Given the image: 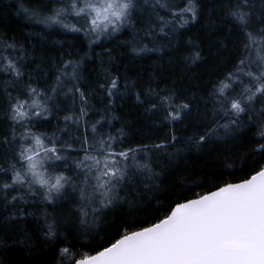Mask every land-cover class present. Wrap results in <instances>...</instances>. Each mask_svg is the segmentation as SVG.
I'll return each mask as SVG.
<instances>
[{
  "label": "snow or ice",
  "instance_id": "snow-or-ice-1",
  "mask_svg": "<svg viewBox=\"0 0 264 264\" xmlns=\"http://www.w3.org/2000/svg\"><path fill=\"white\" fill-rule=\"evenodd\" d=\"M145 5L160 21L161 33L169 25L173 30L185 27L197 20L200 11L195 0H186L183 6L169 0H145ZM136 7L135 0H34L27 5L22 2L20 13L35 23L98 39L129 25ZM214 10L223 14L221 20L228 34L235 35L238 51L232 68L212 83L209 100L201 96L197 101L195 93L185 97L179 88L151 83L136 93L137 101L147 105L145 112L158 115L160 124L174 129L187 119L193 130L206 128L203 135L183 141L197 150L213 137L219 138L221 130L230 135L245 125L255 127L264 140V0H219ZM153 31L149 26V34ZM25 59L24 45L6 35L0 38V73L10 77L3 81L4 115L10 123L0 132V147L7 150L0 161V227L15 228L13 245L32 253L63 239L67 246L60 249L58 264H264V164L238 182H213L215 177L200 172L202 179L192 183L207 186L205 192L193 198H186V192L174 193L175 201L157 209L163 215L154 213L137 223L132 210L159 191L164 161H176L185 150L177 146L180 138L173 131L159 143L133 147L124 145L123 128L113 135L102 131L104 123L98 121L99 128L92 127L94 140L77 137L80 146L76 148L72 141L35 130L36 122L50 113L48 101L63 90L64 81L78 78L79 65L70 60L58 69L50 95L30 80L22 83ZM198 59L199 52L192 57L193 62ZM9 86L19 87L17 95ZM99 87L111 98L125 95L137 84L125 79L121 93L120 78L106 73ZM70 93H79L81 108L78 114L65 115L64 121L78 125L88 100L75 83L65 95ZM209 101L214 118L210 128L209 122H199L200 104L207 107ZM257 143L253 154L264 156V143ZM70 152L76 156L67 155ZM58 203L66 204V211L53 216L47 208ZM37 205H43V210H29ZM109 214L116 231L106 234L107 239L101 237L103 242L88 252L73 251L67 235L71 227L79 235L92 236ZM29 217L36 221L35 238L23 223ZM0 246H9L3 237Z\"/></svg>",
  "mask_w": 264,
  "mask_h": 264
},
{
  "label": "trees",
  "instance_id": "trees-1",
  "mask_svg": "<svg viewBox=\"0 0 264 264\" xmlns=\"http://www.w3.org/2000/svg\"><path fill=\"white\" fill-rule=\"evenodd\" d=\"M22 2L27 5L34 0H0V38L6 35L26 48V59L22 62L25 73L22 83L30 80L34 87L49 91L51 95L50 89L55 85L58 69L70 60L79 65L76 70L78 78L72 80L69 77L64 81L63 90L48 101L50 113L36 122L35 130L72 141L76 148L80 146L77 137L82 139L87 135L90 140H94L92 127L97 125L99 128L98 121L104 123L102 131L113 135L123 128L127 133L123 138L124 145L133 147L159 143L170 137L173 131L180 138L181 143L177 146L185 150L176 161H164V171L158 181L159 191L132 210L137 223L150 218L154 213L163 215L162 211L157 213V209L169 201H175L174 193L186 192V198H193L196 194L205 192L207 186L201 188L192 183L202 179L198 174L200 172L215 177L213 182H238L249 175L251 169L264 164V156L252 152L258 147L257 141L264 143V140L259 139L255 127L245 125L240 131L230 135H225L221 130L219 138L213 137L211 143L197 150L191 145H185L183 141L188 136L203 135L206 128L193 130L187 119L182 124L177 123L174 129L169 128L160 124L158 115L146 113L147 105L136 99V93L151 83L160 88H179L182 90L181 95L185 97L195 93L197 101L201 96L209 100L207 94L212 83L232 68L238 51L234 45L235 35L228 34V28L221 20L223 14L214 10L219 0H195L200 9L197 20L190 21L177 30L169 25L163 33L159 31L160 21L151 8L145 5V0H135L137 7L133 10L130 24L115 34L100 36L98 39L86 36L83 32L74 33L59 26L48 27L28 20L20 13ZM169 2L183 6L186 0ZM156 11L165 19H170L165 11ZM149 26L154 30L151 34ZM142 47L150 51H134ZM197 52L200 59L193 62L192 57ZM68 71L71 72V68ZM106 73L120 78L121 93L125 92V79L136 82L137 87L123 96L116 94L110 98L99 87ZM8 79L10 77L0 73V132L10 123L4 115L3 96V81ZM74 83L88 100L84 106L86 115L78 125L64 121L65 115L73 112L78 114L81 108L79 93L65 95ZM8 90L15 96L20 89L9 86ZM211 109L210 101L207 107L200 104L199 122H209V128L214 126ZM185 125H188L187 130H184ZM5 151L7 150L0 147V161L6 158L3 155ZM67 155L75 157L76 153L70 152ZM241 161L246 163L241 165ZM229 164L231 167H228ZM67 171L70 173L72 169L68 168ZM37 208L42 211L43 205L29 210L36 211ZM66 208V204L58 203L48 207L47 211L53 216H59L64 214ZM23 223L35 238L36 221L29 217ZM116 228L117 225L112 224V214H109L92 236L79 235L74 226L67 235L71 240L72 250L79 254L96 248L103 242L101 237L107 239L106 234L114 233ZM14 231V227L7 230L0 227V237L9 245L0 246V264H58L61 259L60 249L67 246L63 239H58L48 247L41 245L38 250L28 253L22 247L12 244L11 234Z\"/></svg>",
  "mask_w": 264,
  "mask_h": 264
}]
</instances>
